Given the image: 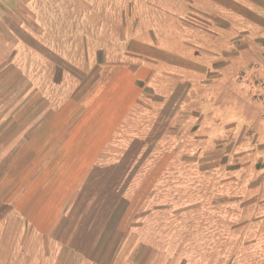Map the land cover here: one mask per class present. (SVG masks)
<instances>
[{"label":"rangeland","instance_id":"obj_1","mask_svg":"<svg viewBox=\"0 0 264 264\" xmlns=\"http://www.w3.org/2000/svg\"><path fill=\"white\" fill-rule=\"evenodd\" d=\"M194 1L0 0V13L22 25L0 49V111L18 113L24 131L127 63L124 43L134 35L204 42L205 7ZM173 90L140 91L114 144L113 177L85 184L93 209L85 217L101 225L95 254L111 255L103 264H264V177L238 162L236 133L227 144L220 136L205 143L197 134L207 126L204 103L189 99L187 85ZM4 119L0 171L18 151L16 133L3 126L12 118ZM52 253H62L60 246Z\"/></svg>","mask_w":264,"mask_h":264},{"label":"crops","instance_id":"obj_2","mask_svg":"<svg viewBox=\"0 0 264 264\" xmlns=\"http://www.w3.org/2000/svg\"><path fill=\"white\" fill-rule=\"evenodd\" d=\"M197 2L205 7L204 42L134 35L130 44L124 43L127 63L110 70L85 95L44 110L24 131L18 113L0 111V118L6 116L4 123L12 118L11 125L3 126L16 133L12 147L18 150L0 171V264L112 260L106 252L95 254L101 225L85 217L93 211L84 200L85 184L92 177H113L109 168L119 164L118 134L140 91L150 87L160 95L170 86L175 92V87L187 85L189 99L204 103L201 116L207 126L197 134H203L207 144L218 136L227 144L236 133V150L243 152L238 162L251 166L254 176L264 177V98L254 96L258 83L264 82V0L193 4ZM1 13L0 49L6 38L22 30L20 22ZM198 17L188 21L199 22ZM22 133L27 135L24 141ZM54 246L62 253L53 254Z\"/></svg>","mask_w":264,"mask_h":264},{"label":"built area","instance_id":"obj_3","mask_svg":"<svg viewBox=\"0 0 264 264\" xmlns=\"http://www.w3.org/2000/svg\"><path fill=\"white\" fill-rule=\"evenodd\" d=\"M254 96H256L255 98L259 99L264 98V82L258 83V89Z\"/></svg>","mask_w":264,"mask_h":264}]
</instances>
